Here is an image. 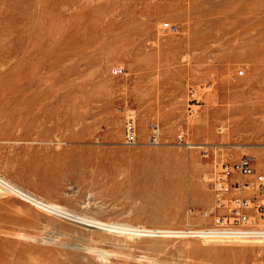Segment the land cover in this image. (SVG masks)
<instances>
[{
  "label": "rangeland",
  "instance_id": "1",
  "mask_svg": "<svg viewBox=\"0 0 264 264\" xmlns=\"http://www.w3.org/2000/svg\"><path fill=\"white\" fill-rule=\"evenodd\" d=\"M241 156L264 173V0H0L3 177L77 216L209 229ZM256 242L127 237L0 188V264H264Z\"/></svg>",
  "mask_w": 264,
  "mask_h": 264
},
{
  "label": "built area",
  "instance_id": "2",
  "mask_svg": "<svg viewBox=\"0 0 264 264\" xmlns=\"http://www.w3.org/2000/svg\"><path fill=\"white\" fill-rule=\"evenodd\" d=\"M152 130H158L152 127ZM125 141L128 144L137 143L135 122L128 118L124 124ZM157 137L151 134L152 140ZM181 140L182 133L178 134ZM211 185L216 208L221 212L215 217L209 230L212 237L234 238L245 237L261 239L264 237V227L257 222L264 221V173L255 174L250 157L241 156L232 163H221L216 166ZM241 179L243 182L233 179ZM249 177L254 178L256 189H250ZM190 233L188 229L182 230ZM195 236V235H190Z\"/></svg>",
  "mask_w": 264,
  "mask_h": 264
},
{
  "label": "bare ground",
  "instance_id": "3",
  "mask_svg": "<svg viewBox=\"0 0 264 264\" xmlns=\"http://www.w3.org/2000/svg\"><path fill=\"white\" fill-rule=\"evenodd\" d=\"M157 142V141H156ZM155 144V142H152ZM260 174V173H259ZM234 179V178H233ZM0 188L4 189L5 191L9 192L12 195H15L22 200L26 201L27 203H30L31 205H34L36 207H39L40 209L55 214L57 216L67 218V219H74L79 221L82 224L90 225V226H96L108 230H116L121 234L126 235L127 237L132 236H143V237H160V238H202L204 242H217V243H248L252 241H260L256 243H262L264 241V237H261V239H251V238H245V237H234V238H217L212 237L209 234V229H189L190 233H185L182 230H174V229H163V228H147L144 225L138 224V227L136 225L134 226H127V225H121L117 224L115 222H103L101 220L92 218V217H85V216H77L73 213L63 209L60 204L56 203L53 200L47 199L40 196L39 194L35 193L34 191H31L21 184L13 183L9 179L3 177L0 175ZM250 188V187H249ZM252 189V188H250ZM176 216V215H175ZM174 216V217H175ZM187 221V220H186ZM189 223V222H188ZM190 224V223H189ZM258 226L261 228L264 227V221L257 222ZM170 227V226H169ZM184 230V229H183ZM195 235V236H190ZM124 238V237H123ZM213 238V239H210ZM126 239V238H125ZM210 239V240H208Z\"/></svg>",
  "mask_w": 264,
  "mask_h": 264
}]
</instances>
